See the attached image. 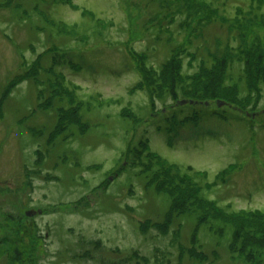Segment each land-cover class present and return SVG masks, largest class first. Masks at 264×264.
<instances>
[{"label":"rangeland","instance_id":"rangeland-1","mask_svg":"<svg viewBox=\"0 0 264 264\" xmlns=\"http://www.w3.org/2000/svg\"><path fill=\"white\" fill-rule=\"evenodd\" d=\"M59 1L0 0V264H101L116 259L111 249L150 256L155 248L170 259L162 264H244L241 254L228 249L231 227L249 245L261 241L264 256L262 217L230 228L219 220V226L196 227L192 214L179 216L182 201L191 197L167 186L156 191V180L146 172L157 167L139 158L140 150H149L184 171L190 166V182L200 186L216 213L264 211V84L258 103L243 108L245 102L238 107L220 96L201 103L163 90L150 93L152 85L138 82L143 62L158 66L173 45L182 71L200 62L215 75L227 68V81L236 86L220 84V94L233 96L237 88L241 97L245 81L236 59L246 43L264 57V5L227 0L224 8L215 4L226 21L212 11L200 23V5L182 20V7L172 0H72L79 10ZM237 5L242 12L235 15ZM47 49H61L57 64H65V81L48 83L47 89L75 88L83 102L80 123L65 117L56 123L55 105L39 107L36 83L50 77H21ZM133 54H141L140 70ZM217 78L193 77L205 96L203 86ZM222 170L226 174L216 177ZM166 193L173 197L169 207ZM205 209L210 219L216 216L202 203L200 211ZM146 219L163 223L162 234L148 228ZM139 225L149 231L140 233ZM80 238L99 242L95 259L73 256L86 250ZM240 248L239 242L232 249Z\"/></svg>","mask_w":264,"mask_h":264},{"label":"trees","instance_id":"trees-1","mask_svg":"<svg viewBox=\"0 0 264 264\" xmlns=\"http://www.w3.org/2000/svg\"><path fill=\"white\" fill-rule=\"evenodd\" d=\"M174 2V4H177L175 6H179L182 7V20L185 19L186 15H188L189 11L193 10V7L198 8V5H200L201 10L200 12L203 13L200 17V23H203L204 20H202L204 17L206 16H210L212 15V11H214V15L218 14L221 15L220 12V6H222V8L225 7L226 5V1L227 0H223L221 2H219V0H212V1H204V0H172ZM249 2H251L252 4L256 3V5L258 7H261L262 5H264V0H247ZM59 2L68 5L70 8L74 9V10H79L80 7L73 4L72 0H60ZM186 2V3H185ZM219 3V5H215ZM249 5V4H247ZM240 5H237L235 7V15L239 14V12H242V8L239 7ZM162 10L164 12H166V10H168V7L165 6V8L163 6H161ZM172 8V7H170ZM177 8V7H175ZM160 9V10H161ZM223 10V9H222ZM81 11V10H80ZM194 12L195 9L193 10ZM89 11L87 10H82L81 14H88ZM161 11H159L160 13ZM168 12V11H167ZM85 16V15H84ZM223 18V21H226V18H224L223 15H221ZM93 20H95V22H99V19H94V15L90 16ZM207 18V17H206ZM172 20V16L169 17V21L171 22ZM218 19H216L215 21H217ZM220 22H222L221 20H219ZM169 23V22H168ZM223 23V22H222ZM53 26L56 25L55 22L52 23ZM103 25V22H102ZM103 27V26H102ZM157 28V27H156ZM178 28V27H177ZM167 29H169V27H167ZM178 31L180 32V30L178 29ZM161 32V28H158L154 33H153V39L155 40V38L158 36L157 34ZM77 36H81V35H77ZM82 36H85V34H82ZM153 40V41H154ZM165 44L166 41L164 40ZM247 45L244 47H241V49H239L240 53H239V58H237L236 60L238 61V64L241 65V77H243V81H245V87L244 92L242 94L241 97H239V93L237 88H233V96H228L229 94H227V96H222L221 90H220V84H221V88L227 87H231L235 84H231L228 83L227 79L231 77V75H229L228 72L225 73V69H223V73L221 74H211L210 71V67L208 68V66L204 65L202 62H200V65H198L196 68H194V65L189 63L187 70H181V63L180 60L178 58L175 57L174 52L176 50L175 46L171 45L170 47V51H169V55L168 57L161 62L158 66H153V64H149L146 63L145 61L143 62L144 64V71H141V75L142 77L140 78V80L138 82H140L142 80V82H140L139 86H142V83H148V85H152L153 89L150 90L148 92L150 93H155L157 92H161V90H163V92H166L170 95H172L174 97H180L182 99H187V100H193V101H197V102H206L208 100H206L207 98H211V97H218L220 96L219 99L226 101L227 103H231L234 104L235 106L239 107V104H244L243 102H245L246 104L244 106H240V107H246L250 104H257L259 97L261 95L260 93V87L259 84H264V57L260 54L257 53H252L250 50V46L248 45V43H246ZM228 43H226L224 45V50L227 48ZM229 46V45H228ZM230 48V47H229ZM129 49V48H128ZM59 51H61V49H58ZM57 49H47L45 51H43L42 53L38 54L35 58V61L32 63L31 67L26 68V71L23 72L21 75V77L24 78H30L32 77H39L40 73L45 74L47 77H50L51 79H47V81L45 82L44 85H42L43 83L39 84L36 83L38 85V90H37V96L36 99L37 101H43L38 103L39 107L42 110L47 111V109L51 108L50 105H55V114H56V123H60L62 117L66 118V119H71L72 121L74 120H79V123L81 122V119L77 116V113L80 112L83 108V102L81 103L80 101H78V97L77 94L75 93V88L72 87L74 89V92L71 93L70 91L66 90H61L63 89V86L61 85V89L56 90V92L54 90H48L47 89V84L48 83H52L54 86H60V80H64V75L61 72V69L63 66H65V64L62 65H58L57 64V58H58V54L59 51ZM223 50V49H221ZM63 51V50H62ZM130 51V50H129ZM224 55L227 56V54L223 51ZM145 55H142V57L147 58L148 54L145 52ZM141 54H133V62L136 66V69L138 70L139 67L137 65V61L139 60ZM211 56V55H210ZM46 58V61L48 63V66L45 67V65H42V62L44 61L43 59ZM60 59V58H58ZM203 61L205 59H202ZM225 62V61H224ZM65 63V62H63ZM229 63H233V59L230 60ZM228 63V64H229ZM226 66V63H225ZM43 67V68H42ZM45 67V68H44ZM230 67V66H229ZM230 69V68H229ZM140 70V69H139ZM261 72H257L260 71ZM229 71V70H228ZM202 73V74H201ZM221 77V78H217L214 79L212 82L208 83L206 86L204 85V89L207 88V96L202 95L203 93L201 92V85L202 83L196 81V79H193V77ZM160 77H163L164 80H161ZM246 77H249L248 79ZM251 77H256V82L254 80H251ZM263 77V78H261ZM164 81V82H163ZM42 85V86H41ZM236 86V85H235ZM46 87V89H45ZM137 88V87H136ZM255 90L256 93L258 94L256 96V99L254 101V97H255ZM58 92V93H57ZM71 93V94H70ZM160 98V96H158ZM152 100V99H150ZM163 101L165 99H162ZM66 105V106H65ZM151 107H153L154 105H150ZM65 107H67V109H65ZM248 108V107H247ZM124 112H128L130 113L131 116H135V113L133 111H129L128 109L124 108L123 109ZM136 117V116H135ZM78 123V128L80 129V124ZM57 125V124H56ZM77 126V125H76ZM85 129V127L83 128V130ZM143 146V145H142ZM144 148V146H143ZM146 148H144L145 150ZM140 150V149H139ZM146 151V150H145ZM141 155L139 158L142 157H147L149 159V163L150 164H154L157 169L155 170H147L146 173H148V176L151 177L152 179L156 180V185H154L155 190L157 191L159 185L160 188L163 189V187H169V190H174L181 192L183 195H187L189 197H191L190 200H188V202L186 201H182V208H184L186 211L183 212L181 206H180V210H179V216L180 215H185L188 213V216L192 214V216H194V220H195V226L198 227L201 224L204 223L205 226H214L217 225L219 226H223L225 227H229L230 226H235L236 223L237 225H248L251 224V220L255 221V220H261L264 219V211L258 210V209H254V210H238V211H234L230 214H226L224 209L221 208L219 209L220 212L216 213V207L214 205L213 202H209L206 198L202 197L200 195V186L199 185H192V183L190 182L191 179V175L189 172L192 171V168L190 166L186 167V171L182 170L180 167H178L176 164L173 163H167L166 161L162 162V157H160L157 153L151 152L149 150L146 151V154L143 153V150H140ZM138 159V158H137ZM135 161V160H134ZM140 161V159H139ZM141 161L143 162V159H141ZM137 162L136 163H140ZM132 164H134V162H132ZM131 164V165H132ZM142 168V167H141ZM225 170V169H224ZM224 170L220 171L217 173V176H220L222 174H226V172H224ZM163 173V174H162ZM203 172L200 171H193L192 174L193 175H197L200 176ZM223 182V178L220 179ZM206 184H204L205 186L210 187V183L205 182ZM214 185V184H213ZM167 202L169 201L168 207L170 205L173 197L170 196L168 193H166L165 195ZM169 198V199H168ZM193 205L191 207L190 203ZM206 201V202H204ZM202 203L207 204V207H211L210 210H213V212L216 214V216H214V218L210 219V217H208L209 215L207 214L208 210H203L202 212L200 211ZM214 208H213V207ZM168 211H165V213ZM210 212V211H209ZM218 212V211H217ZM224 213V214H223ZM203 214H206V218H203ZM250 219H249V218ZM262 217V218H261ZM261 218V219H260ZM219 220V223H218ZM147 222L148 228H151V230H154L156 233L162 234V229H161V225H163V223L159 222V221H150L148 219L145 220ZM142 225L138 226V231H140V233L142 234H146L149 230H145L143 231L145 228H142ZM161 229V230H160ZM230 234H231V239L229 241L228 244V249L232 250L234 254L239 253L243 256L244 259V264H264V256H262V242L261 241H256L255 245H249L248 241H244L242 240V236L235 235V229H233L232 227L230 228ZM235 238V239H234ZM242 240V241H241ZM240 242V249L234 250L232 249L236 243ZM258 242V244H257ZM80 245H83L84 248L86 249L83 253H74V257L77 258H84V259H95V251H101L102 248L99 246V242L96 241H92V240H86L83 238H80ZM171 245H175L178 246V243L176 241V239H172ZM254 246H256V249L254 248ZM95 250V251H94ZM112 254H114V256L116 257V259H109L106 262H103L101 264H162L164 263V261H169L170 259L166 258V254H162L161 251L159 250V248H155L154 251L151 252L150 256L141 254L140 252H138L137 250H131L128 251L127 253H124L123 251L119 250V249H111L110 250ZM261 253V254H260Z\"/></svg>","mask_w":264,"mask_h":264},{"label":"water","instance_id":"water-1","mask_svg":"<svg viewBox=\"0 0 264 264\" xmlns=\"http://www.w3.org/2000/svg\"><path fill=\"white\" fill-rule=\"evenodd\" d=\"M183 102H184V101H178L179 104H183ZM217 105H218V106H221V105H222V102H219V101H218V102H217ZM38 213H39V211H38ZM33 214H34V212L30 211V212H27L26 215H33Z\"/></svg>","mask_w":264,"mask_h":264},{"label":"bare ground","instance_id":"bare-ground-1","mask_svg":"<svg viewBox=\"0 0 264 264\" xmlns=\"http://www.w3.org/2000/svg\"><path fill=\"white\" fill-rule=\"evenodd\" d=\"M32 212H34V211H32Z\"/></svg>","mask_w":264,"mask_h":264}]
</instances>
